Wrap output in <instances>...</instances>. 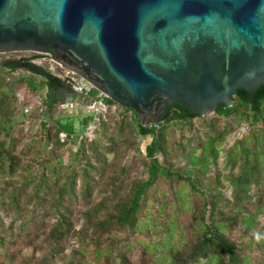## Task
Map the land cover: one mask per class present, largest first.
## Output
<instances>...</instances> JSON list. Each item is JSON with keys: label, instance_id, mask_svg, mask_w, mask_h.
<instances>
[{"label": "trees", "instance_id": "trees-1", "mask_svg": "<svg viewBox=\"0 0 264 264\" xmlns=\"http://www.w3.org/2000/svg\"><path fill=\"white\" fill-rule=\"evenodd\" d=\"M6 55L8 54H2V57L7 58ZM40 57L43 55L39 53H33L29 57H10L3 65L0 64V186L6 184L11 187L10 193L16 204L19 192L32 185L31 197L38 203L62 205L63 211L54 224L49 227L43 224V227L37 226L31 231L37 234L42 231L47 233L52 254L64 252L70 234L80 233L74 229L72 210L69 211L71 206L64 204L62 189L75 185L82 172L88 180L85 190L88 203L92 204L86 210L85 217L94 229L90 236L82 231V249L78 253L74 251L75 257L72 260L66 259L67 254L63 255L64 264H252L250 257L243 254L237 242L227 234V223L239 221L244 233L253 234L258 218L264 214L263 195L257 196L255 209L247 206L254 196L250 192L252 186H257L261 192L264 179V83L253 94L245 88L238 89L233 96L232 106L220 103L213 112L223 122L224 118H231L238 125H251V131L243 137H236L227 151V163L230 166L227 178L233 186L232 199H228L219 188L220 177H215L213 181L217 184L212 185L205 174L210 159L216 161L223 145L229 142L233 125L226 122L221 128H217L212 122L210 132L198 146L201 147V152L198 155L190 154V165L175 169L167 159L166 130L171 125L180 129L184 126L191 127L194 118L202 117L178 102L167 106L161 123L143 125L133 109L122 107L108 98L109 103L116 106V110L110 109L106 118L98 123L95 137L91 140L80 135L71 138L72 133H79L84 129L91 116L84 118L83 128L79 132L61 119L57 121L50 118L55 106L63 101L61 89L67 84L52 68L35 62ZM22 84H25L28 91L37 94L41 101L40 108L29 114L27 112L32 110L31 104L25 105L29 108L26 112L24 109L19 110L17 104L16 88ZM28 117L39 120L40 132L35 136L40 138L41 143H52L50 157L36 155L33 159L22 160L18 154L17 149L24 140L21 135L23 128L19 125L25 123ZM52 121L55 122L53 126ZM116 122L122 130L127 125L134 136V139L126 136L128 146L134 147L148 159V176L134 179L130 194L126 197L115 199L103 196L96 200L92 198L95 189L93 185L100 183L106 175L109 160L103 149L108 154L114 153L112 149L117 144V134L113 130ZM135 138L148 139V142L142 149L140 140L136 141ZM74 141L79 146L70 162L65 163L63 154L60 155L57 151ZM25 148L31 149V144H26ZM93 173H98L99 178ZM163 176L186 183L190 195L198 198L191 216L192 235L178 242H164L161 237L159 241L164 250L159 245L147 244L140 261L136 263L130 257V245L117 242L116 229H145L150 234L155 231L152 227L156 220L152 218L149 221L146 218L149 215H143L142 208L149 190ZM61 177L67 179L62 188L56 191ZM113 179L110 184H104L113 185ZM57 194L61 196L58 197ZM164 203H161L160 211L163 210ZM37 223L30 220L21 226L26 230ZM166 225V233L169 234L171 225ZM15 243V239H8L0 232V264H30L26 260L17 262L16 254L9 250ZM90 243L95 245L96 250L90 252L91 258L88 260L86 252ZM154 248L163 252V259L153 252ZM77 254L81 256L80 260H76Z\"/></svg>", "mask_w": 264, "mask_h": 264}, {"label": "water", "instance_id": "water-1", "mask_svg": "<svg viewBox=\"0 0 264 264\" xmlns=\"http://www.w3.org/2000/svg\"><path fill=\"white\" fill-rule=\"evenodd\" d=\"M16 52H52L143 125L176 102L205 116L264 83V0H0V54Z\"/></svg>", "mask_w": 264, "mask_h": 264}, {"label": "rangeland", "instance_id": "rangeland-1", "mask_svg": "<svg viewBox=\"0 0 264 264\" xmlns=\"http://www.w3.org/2000/svg\"><path fill=\"white\" fill-rule=\"evenodd\" d=\"M32 54L33 52H16L8 53L6 57H29L32 56ZM43 57L35 59V62L52 68L57 72L56 66H58V64L55 63L52 57L46 58L47 56L45 55H43ZM19 94L25 98L21 99ZM16 97L19 110L24 109L25 111L26 104H31L32 106V110L30 109V111L27 112L28 114L40 108L41 101L37 98V94L28 91L25 84L16 88ZM111 110H116V106L113 105ZM52 113H55V110ZM212 122L216 124L217 128H221L223 124L227 122L226 124L233 125L234 130L229 137V142L225 143L221 148L217 160L215 161L213 158L210 159L205 176L210 180L212 185L217 184L213 179L219 176L221 179L219 188L225 198L232 199L233 186L227 178L230 172V166L227 163V151L236 139L233 134L239 126L233 119L224 118L223 122L217 115L208 113L205 116L194 118L191 127L184 126L180 129L172 125L169 126L166 130L167 159L171 162L174 169L180 166L190 165V154L195 153V155H198L201 152V147L198 146L204 141L205 135L210 132ZM54 123L55 122L52 121L51 126H53ZM19 127L23 128V133L21 135L24 140L19 145L17 152L22 160L33 159L36 155L45 156L47 158L51 156L52 143L50 145H47L45 142L41 143L39 140L40 138L35 136L40 132V123L38 119L29 118L25 123L19 125ZM113 133L115 135L117 134V144L112 149L114 153L108 154V152L103 149L107 153L109 160L105 172L106 175L100 183L93 185L95 189L93 190L92 198H96V200L103 196L115 197V199L126 197L130 194L131 184L134 179L148 176V159L134 147L128 146L129 142L125 141L126 136L130 139H134L129 127L124 125V129L122 130L116 122ZM135 140H140V148L142 149L148 142V139L143 138H135ZM29 143L31 144V149H26V144ZM78 146V143L74 141L60 148L57 152L60 155L63 154L64 162L68 163L74 156L73 153L76 152ZM76 167H78V163ZM93 174L97 179L99 178L98 173ZM110 176L114 178V184L105 185L104 183L110 184L112 182ZM66 179V177L59 178L56 191L62 188ZM87 184V178L80 172L75 185L62 189V193H64L62 196L64 204L71 206L69 211L72 210L74 229L75 231H80V233L70 234L65 251L59 254H52L47 233L42 231L37 234L31 231L36 229L37 226L42 225L43 227V224L47 227L54 224L63 211L62 205L51 202L38 203L31 197L30 192L32 185L19 192L18 204H16L12 199V193H10L12 191L11 187L6 184L0 186V232L6 235L8 239L16 240V243L11 245L9 250L10 252L12 250L16 254L15 256L18 263L22 260H26L29 261L30 264H64L65 257L63 255L67 254L66 259L72 260V258L75 257L74 251L77 252L82 249V231L90 236L94 229L92 223H88L85 217L86 210L92 206L91 203H88L89 198L85 191ZM187 186L188 185L182 181L170 180L163 176L151 187L143 203L142 214L149 215V217H146L149 221H152V218L156 220L152 227L155 231H152V234L145 229H116L117 242L121 244L128 243L130 245L132 248L130 257L134 262L137 263L140 261L144 246L147 244L151 246L159 245L164 250L163 245L159 241L161 237H163L162 241L164 242H178L181 239L190 238L192 235L191 216L193 214V205L196 200L198 202V198L197 196L192 197L190 195ZM260 191L261 192H259L257 186H252L250 192L254 194V196L251 199V203H247L249 208H256L255 202L258 195H263L264 200V179ZM57 196L60 197L61 195L57 194ZM162 202L165 203L163 205V210L160 211L159 207ZM30 220L37 221L38 223L23 230L21 224ZM167 223L171 225L169 234L166 233V230H168ZM227 224V234L231 239L237 242L242 253L250 257L252 264H264V214H261L258 218V225L253 234L244 233V228L239 221L228 222ZM93 250L95 251L96 247L90 243L86 252L88 260H90V252ZM153 252L161 259L164 258L163 252L158 251V248H154ZM76 258V260H80L81 256L77 254Z\"/></svg>", "mask_w": 264, "mask_h": 264}, {"label": "built area", "instance_id": "built-area-1", "mask_svg": "<svg viewBox=\"0 0 264 264\" xmlns=\"http://www.w3.org/2000/svg\"><path fill=\"white\" fill-rule=\"evenodd\" d=\"M48 57H52L50 52L47 53H39ZM3 58L2 54H0V59ZM45 58V57H43ZM57 75L60 76L67 85H70L73 90L79 94L90 95L94 98V102L92 107L90 108V121L85 125L84 129L79 133H72L71 138H75L77 135H80L82 138L87 140H91L95 137L96 129L98 123L106 118L107 113L111 109L112 105L108 101L107 95H105L102 91L96 89V87L87 81L84 77L79 76L75 72L64 68L62 65L56 66ZM20 96V94H19ZM23 99V96H20ZM25 111H29V108L26 107ZM251 131V125L247 123H243L239 125L233 136L234 137H243Z\"/></svg>", "mask_w": 264, "mask_h": 264}, {"label": "crops", "instance_id": "crops-1", "mask_svg": "<svg viewBox=\"0 0 264 264\" xmlns=\"http://www.w3.org/2000/svg\"><path fill=\"white\" fill-rule=\"evenodd\" d=\"M73 92L75 91L70 85H65L61 89L63 101L55 106V113H52L50 118L57 121L61 119L65 123L71 124L70 126L79 132L83 128L84 118L90 116L89 112L93 103L85 98L69 99L66 94Z\"/></svg>", "mask_w": 264, "mask_h": 264}]
</instances>
